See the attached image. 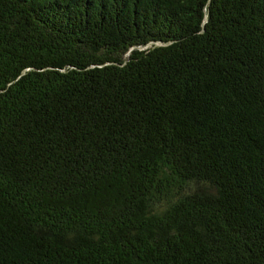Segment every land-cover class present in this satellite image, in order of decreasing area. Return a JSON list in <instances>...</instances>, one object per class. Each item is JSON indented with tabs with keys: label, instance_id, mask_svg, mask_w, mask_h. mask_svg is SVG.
I'll return each mask as SVG.
<instances>
[{
	"label": "trees",
	"instance_id": "16d2710c",
	"mask_svg": "<svg viewBox=\"0 0 264 264\" xmlns=\"http://www.w3.org/2000/svg\"><path fill=\"white\" fill-rule=\"evenodd\" d=\"M0 264H264V0H0Z\"/></svg>",
	"mask_w": 264,
	"mask_h": 264
}]
</instances>
